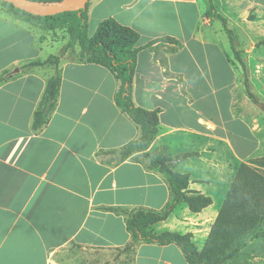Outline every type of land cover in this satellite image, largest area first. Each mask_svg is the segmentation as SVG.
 Instances as JSON below:
<instances>
[{
    "label": "crops",
    "instance_id": "obj_1",
    "mask_svg": "<svg viewBox=\"0 0 264 264\" xmlns=\"http://www.w3.org/2000/svg\"><path fill=\"white\" fill-rule=\"evenodd\" d=\"M88 17L94 31L113 18L140 34L132 98L159 111L148 152L195 154L171 168L190 176L192 193L213 199L198 214L181 204L153 229L191 233L197 243L239 167L264 158V0H90ZM38 34L0 5V74L20 66L0 85V264H187L175 244L133 247L127 216L110 210L161 211L171 193L140 154L121 161L140 130L118 108L107 68L62 61L57 107L33 131L56 73L30 65L48 58Z\"/></svg>",
    "mask_w": 264,
    "mask_h": 264
},
{
    "label": "trees",
    "instance_id": "obj_2",
    "mask_svg": "<svg viewBox=\"0 0 264 264\" xmlns=\"http://www.w3.org/2000/svg\"><path fill=\"white\" fill-rule=\"evenodd\" d=\"M31 1L49 4L62 0ZM0 5L19 21L49 32L61 29L68 37L61 54L51 55L43 63L30 64L46 65L56 69V73L47 82L44 96L34 115V132H39L49 123L57 107L62 80L59 66L66 56H70L72 58L70 61L74 63L103 66L118 82L116 104L140 130L138 139L119 150L121 161L134 154H140L149 169L157 170L166 177L171 193L170 201L161 211L143 208L130 212L110 209L127 216L126 227L133 247L144 243L161 246L175 244L181 248L187 264H230L240 256L248 242L264 239V158L239 167L202 247L194 242L191 233L154 231L153 227L166 222L179 205L184 204L190 212L198 214L211 206L213 199L192 193L189 190L190 176L175 172L171 168L173 162L185 160L195 154L186 153L172 157L166 147L148 152L159 133V111L137 107L133 102L132 83L140 52L137 48L140 41L138 31L110 18L101 22L93 36H90L89 3L85 11H68L54 16L33 15L2 1ZM159 41L153 40L149 45ZM236 56L244 67L237 53ZM9 76V72L0 74V85L5 83ZM245 87L248 98L254 104H258L247 79ZM131 248L130 245L126 249Z\"/></svg>",
    "mask_w": 264,
    "mask_h": 264
},
{
    "label": "rangeland",
    "instance_id": "obj_3",
    "mask_svg": "<svg viewBox=\"0 0 264 264\" xmlns=\"http://www.w3.org/2000/svg\"><path fill=\"white\" fill-rule=\"evenodd\" d=\"M35 29L37 34L39 33L38 36L40 37V41L42 43L40 58L45 59L51 55L61 54L63 47L68 42V37L64 30L60 29L54 32H49L38 28ZM94 33V25L93 23H91L89 27V35L93 36ZM8 56L9 57L7 59H10L11 55L9 54ZM71 59L72 58L70 56H66L62 61H70ZM19 67L20 66H15L13 68H10L8 69V72H16L17 70H19ZM183 232L185 233L189 231L184 230ZM206 238L207 234H204L202 236L198 235L196 238L197 245L199 247H202ZM258 261L264 262V239L248 242L246 248L242 251L237 260L234 261V264H258Z\"/></svg>",
    "mask_w": 264,
    "mask_h": 264
},
{
    "label": "water",
    "instance_id": "obj_4",
    "mask_svg": "<svg viewBox=\"0 0 264 264\" xmlns=\"http://www.w3.org/2000/svg\"><path fill=\"white\" fill-rule=\"evenodd\" d=\"M10 3L18 9L37 16H54L68 11H85L90 0H62L55 3H41L31 0H0ZM18 71V70H17ZM258 107L264 111V104Z\"/></svg>",
    "mask_w": 264,
    "mask_h": 264
}]
</instances>
